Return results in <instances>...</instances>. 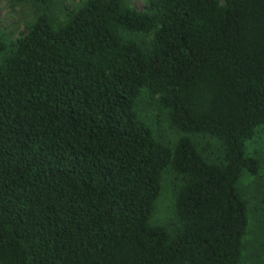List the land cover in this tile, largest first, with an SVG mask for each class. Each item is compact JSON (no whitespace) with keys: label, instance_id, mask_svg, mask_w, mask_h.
<instances>
[{"label":"trees","instance_id":"16d2710c","mask_svg":"<svg viewBox=\"0 0 264 264\" xmlns=\"http://www.w3.org/2000/svg\"><path fill=\"white\" fill-rule=\"evenodd\" d=\"M144 91L184 133L174 147L139 116ZM260 129L264 0H85L58 26L41 13L0 39V264H241ZM168 171L184 181L174 231L152 221Z\"/></svg>","mask_w":264,"mask_h":264},{"label":"rangeland","instance_id":"374dc122","mask_svg":"<svg viewBox=\"0 0 264 264\" xmlns=\"http://www.w3.org/2000/svg\"><path fill=\"white\" fill-rule=\"evenodd\" d=\"M85 0H54L49 7L38 4L35 0H0V39L16 41L27 32L28 25L46 12L55 26L68 19L71 12L82 6ZM149 0H128L133 8L144 10ZM126 39L136 40L144 49H148L153 34L144 32L124 33ZM136 109L139 116L153 130L156 138L169 147H174L184 135L175 129L170 122L167 111L161 105L157 96L144 91L137 101ZM204 156L210 161L222 159L221 144L208 136L190 135ZM249 155L261 162V169L256 174L244 172L239 188L249 202L250 227L243 244L241 264H264V129L247 144ZM184 181L173 171H168L163 180V188L153 216V222L164 224L170 230H176L178 218L176 215L177 193Z\"/></svg>","mask_w":264,"mask_h":264}]
</instances>
